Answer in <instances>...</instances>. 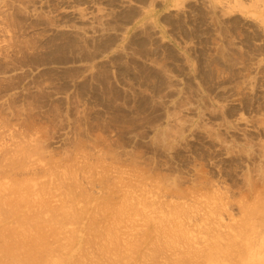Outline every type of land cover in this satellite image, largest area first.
I'll return each instance as SVG.
<instances>
[{"label":"rangeland","instance_id":"obj_1","mask_svg":"<svg viewBox=\"0 0 264 264\" xmlns=\"http://www.w3.org/2000/svg\"><path fill=\"white\" fill-rule=\"evenodd\" d=\"M23 148L35 173L0 176L1 195L18 180L40 194L77 179L87 196L46 264H106L152 231L140 250L161 264L178 204L194 234L188 217L217 223L209 210L222 199L224 224L241 223L247 206L264 210V0H0V158ZM103 207L119 214L101 222ZM0 218L9 239L12 222ZM256 227L253 245L264 243Z\"/></svg>","mask_w":264,"mask_h":264},{"label":"bare ground","instance_id":"obj_2","mask_svg":"<svg viewBox=\"0 0 264 264\" xmlns=\"http://www.w3.org/2000/svg\"><path fill=\"white\" fill-rule=\"evenodd\" d=\"M4 153L2 155H4ZM14 155H16V158L15 159H14V157H15L14 156L12 159L8 158L7 161L4 160L5 158H7L6 157V154L4 155L5 158H4V156L3 157L1 156L3 158V160L6 162V163H4V161L1 160V158H0V165L2 164L1 161H3V163H4L2 166H0V176L1 177H5L7 175H9L10 177H12L11 176L12 174L13 175H19V174L22 175L24 173L26 175L27 172H25V171L29 169L28 168L29 167V164H28L29 162L28 161L33 156L32 152L29 151V150H26L25 151V149L23 148L21 150H17L16 154H14ZM31 164H33L32 161H31ZM53 165H54V167H56L54 162H53ZM52 167L53 166L51 165L49 167V169L45 170L47 174L48 173L50 174V172L53 170ZM60 167L62 169V167H64V166H59L58 168H60ZM58 168H56V170ZM48 170H50V172H48ZM37 171H36V173H37ZM42 171H41V173H42ZM31 172H32V174L35 173V171H31ZM31 172H29V173L31 174ZM37 174L39 175L40 172L37 173ZM52 174L53 173H51L50 175H52ZM63 174H64V172H63ZM60 175H62V174H60ZM34 176L36 178V175H34ZM56 177H59V176L56 175ZM74 177H76V176H74ZM76 180H73V179L70 180V183H68V185H66L67 183L65 184L64 182H60V183H58V184L55 185L54 181H52L53 182L52 185H50V183L49 184H45L46 186L47 185L52 186V187H49L48 191L47 190H43V189H45L46 186L45 185L43 186V184H40V185L43 186L42 187V186L39 185L40 186L39 187V190L40 189L43 190V191H41L40 194L34 192V190L36 189V185H35L36 184V181H35V184H34L35 187H33L34 190L32 189V187H30L32 189L31 191L25 189V187H28L29 186V183H30V181H29L28 185L27 186L25 185V187H24L25 190L22 191L23 189L20 186H23L24 184L22 183L20 185V183L23 182V181H25V180H23V181L18 180L19 182L17 181L18 182L17 185H16V182L14 181L15 184H14V186H12L9 189V192L7 193V195L4 192H3V195L0 194V198L2 199V200L0 199V203H1L0 204V213H1V216L3 215L5 217V219L8 221V223L9 222H12V225H13V227H12L11 224H10V228L9 227L7 228L6 225L4 227L6 230L10 231L9 233H11V234H9V239H7V237L5 238V236H8V234H5L6 232L5 233H0L1 235L3 234V237L2 238L0 237V264H46V262H47V259L46 258L47 257H53V254L57 253V251L61 250V248H63L66 245V244L63 243V241L65 239L61 238L63 235L60 236V234H62V230L65 228V227H62V226L66 223V221L68 220V218H72V217L74 218L75 217L74 218V220H75L77 217L80 216L79 215L80 213L78 214V212H75L74 211V210H77V209H74V208L77 207L76 204L77 205L79 204L77 202H78V200H80L79 198L82 196V195H79V194H81V192H79V194H78V192L76 191L78 189L77 187L79 186L78 185L79 183L77 184L78 181L75 183ZM72 181H74V183H73L74 185L77 184L78 186L77 185L76 186H73ZM31 182L34 183L33 181H31ZM102 183H104V182H102ZM37 185H38V183H37ZM93 185L95 186L96 184H93ZM97 186H98V184H97ZM79 187H81V186H79ZM46 188H48V187H46ZM81 189L79 188L78 190L83 191V188H81ZM102 190H103V188H101V191ZM28 191H29V193H28ZM169 191H174V193H175V190H169ZM169 191H168V193H169ZM22 192H24L25 195ZM33 192L36 193V195H37L36 197H35V195L33 196V194H34ZM26 193H28L27 195H29V196H27ZM57 193H59V194H57ZM82 193L84 194L85 192H82ZM171 193L169 194L170 196H171ZM177 193H179V192H177ZM102 195L104 196L105 194H102ZM1 196H4V197H1ZM30 196H32V198L35 197V200L33 201V203H30L32 201V200H30L31 199ZM88 196H91L92 197V195H89V194H88ZM27 197H28V200H30V201L27 200ZM29 197H30V199H29ZM84 197L86 198L87 196H84L83 195V199H85ZM91 197H90V199H91ZM98 197H97V199H98ZM176 197H179V196L176 195ZM102 198H106L105 199L106 201L103 199L106 202V204H104L105 205V208H107L108 206L110 207V205H109L110 203L107 205V203L109 202V199L107 200V197H105V196L102 197ZM76 199H77V201H76ZM81 199H82V197H81ZM97 199H95V200H97ZM99 199H98L97 202H93V203L94 204L95 203L98 204ZM87 200H86L85 203L86 204L87 203L90 204L89 203V200H88V202H87ZM83 201H85V200H83ZM92 201H90V202H92ZM55 202H57V203L55 204ZM29 203L31 205H29ZM127 204H128V202H127ZM129 204H130V202H129ZM156 204H157V202H156ZM106 205H107V207H106ZM111 205H114V204L112 203ZM228 205H229V203L226 202V201H224L222 199L219 202V204L215 206V208H212L213 209L212 211H211V209L209 210V214L211 213L216 220L218 219L217 223H214L215 220L213 221V225L210 224V223H212L211 222L212 221V217H211L210 223L207 222L208 220H203V218L208 217V215H207L208 213L205 214V217H204V214H203V216L201 215L203 218L200 221H202V222H200L198 219L194 218V215H192L193 218L192 217H188V219L190 221V222H188V224L190 223L189 224L190 225V228L193 226V229H194L195 226L196 227L197 226H201V227H199V230L197 232L195 231L196 234H194L193 232H190L188 230L189 227L187 228L185 226V224H184L185 222L183 220L187 216L184 219H182L183 216H185L184 214L186 213L183 210V209L186 208V206H184L185 208H183L182 205L180 206V204H178V207L176 206L177 208L175 207L174 208V211H172V212H175L176 211L175 213H177L176 215H177V219L178 220L175 221L176 220L175 219L174 222L173 221L170 222V225H169L168 230L165 229V230H167V250H166L167 251V255H166L167 257L164 259V257H163L164 254L162 255L163 259H162L161 264H264V250H263V244L264 243L262 242L259 245H256L257 243H254L255 245H253V240L255 239V236L254 235L257 232L256 231V229H257L256 224H259V226H261V227H263V225H264V210L261 209L263 207L262 206H260V207L259 206H256V207L253 206L254 208H248V206H247V208H245V210H246V218L241 223H239V224H236V225H228V224H224L221 221V218H222L221 215L226 210V208L228 207ZM86 206L87 205H85L84 207L86 208ZM95 206H96V204H95ZM92 207H94V206H92ZM119 207H122V206H119ZM119 207L118 208L115 207V208L116 209H119ZM125 207H124V209H125ZM179 207H182L183 208L182 209L183 212H182V210ZM78 208H80V206ZM105 208H104V210L107 212V215H105L106 212L103 214V212H104V210H103L102 211V216L104 218L101 216L102 217V219H101L102 221L101 220H98V219L97 220L91 219V220H93L94 222L95 221L105 222L107 220V218L110 219V215H111V220H114L112 218V216H113L112 215L113 214L112 211L114 210V208L110 211V215H108V212L109 211L107 209H105ZM92 209H90V210L93 211L94 209H97V208L95 207L93 210ZM159 210H160V208H159ZM172 210H173V207H172ZM83 211H86V209H84ZM99 211H100V209L96 213H99ZM116 211L114 210V213ZM122 211H125V210H122ZM86 212L83 213V214L86 215ZM94 212L95 211H93L92 214H94ZM122 213H124V212H122ZM129 213H130V211H129ZM118 214H119V212H118ZM172 214H174V213H172ZM116 215H115V217H116ZM124 215H125V213H124ZM124 215H122V216H124ZM176 215H174L175 218H176ZM117 216L120 217V215H117ZM151 216H152V214H151ZM164 216L166 218V215H164ZM181 216H182V218H181ZM188 216H190V214ZM201 216H199V218H201ZM195 217H197V216H195ZM117 218H115V219H117ZM207 219L210 220V217L207 218ZM152 220H153V218H152ZM158 220L160 221V219H158ZM166 220H167V218H166ZM118 221H121L120 218H119ZM162 221L163 220H161V223H164L165 222V221L164 222H162ZM1 222H2V226H3L4 223H3V221H1ZM77 222H78V220H77ZM115 222H116V220H115ZM156 222H155V225H156ZM8 223H6V224L8 225ZM13 223H16L17 226L14 227V224ZM90 223H92V222H90ZM90 223L87 222L85 224H88V226H90L89 225ZM159 223L160 222H158V225H159ZM171 223H173V225H171ZM202 223H205V224L202 225ZM72 224H74V223H72ZM97 225H100V224L97 223ZM97 225H95V226H97ZM72 226H74V225H72ZM92 226H93V224H92ZM87 227H86V229H87ZM94 227L93 228H90V229H92V230L98 229V228H96V227L94 228ZM100 227L102 228V225H100ZM4 228H2V229H4ZM76 228H78V227H76ZM106 228H105V230H107ZM148 228H149V226H148ZM162 228L161 229H158V230L160 231V230H162ZM82 229H83V227H82ZM110 229H112V228H110ZM105 230H104V233H105ZM101 231H102V229H101ZM93 232H95V231H93ZM110 232H112V231H110ZM146 232L148 233V231H146ZM150 232H151V230H150ZM152 232H151V235H149L150 237L152 236L153 233H156V231L153 232V233ZM69 233H72V232H69ZM76 233L78 234L79 232H76ZM86 233H88V232L86 231ZM92 233L89 232L88 234L92 235ZM117 233H115V234L113 233V234L116 235ZM12 234L14 235V237L11 236ZM143 234H145V233L143 232ZM106 235H108V234H106ZM144 236H146L150 240V237H148V234H145ZM256 236H258V235L256 234ZM68 237H70V236H68ZM90 237H92V236H90ZM90 237H89V240H91ZM117 237H118V234H117ZM153 237H154V235H153ZM73 238H74V241H75V239L77 238V236L75 237V235H74ZM73 238H72V240H73ZM143 238L144 237H142L141 241H139L138 244H133L132 242H128V244L126 243L127 245H125V247H124L126 249H122L123 247H121V249H122L123 252L121 250H119V249H118L119 250L118 251L119 253L118 252L115 253L113 251L114 254L116 255V256H114V257H116L115 260L114 261H110L109 260L107 263L106 262H104V263H106V264H130V263H134V260H132V259L133 258L136 259L135 257L138 256V258L135 260V264H136V262H138L137 264H140L139 263V260L140 259H144L146 262H148L147 264H152L149 261L154 262L153 264H159V262H160L159 260L161 259L160 253H158L159 254L158 255L157 252L153 251V253H150L149 252V254L147 253V255H145V254L143 255V252L144 251L141 252V250H142L141 247L143 248L142 245H144L145 243L148 242V241L145 242L147 240V238H145V239H143ZM67 239H69V238H67ZM157 239H159V238H157ZM157 239H154V241H157ZM100 240L103 241L102 239H100ZM109 240L110 239L108 238V241ZM114 240H116V239H114ZM84 241H86V240L84 239ZM89 242L91 243L92 241H89ZM85 243H87V242H85ZM82 244L84 245L83 240H82ZM102 244H104V243H102ZM113 244L114 243H112L111 245H113ZM105 247H101V249L99 248L100 249L99 250V254L100 255H106V257L108 258V256H110V255L108 254V256H107V253H110V251H109L110 249L107 250V248H105ZM96 248H97V245H96ZM259 248H262V250H260ZM87 250H88V248H87ZM62 251H65V250H62ZM163 251H165V250L163 249ZM87 253H90V251L87 252ZM92 253H94V252H92ZM121 253H123V254H121ZM141 253H142V255L140 256L139 254H141ZM164 253H166V252H164ZM114 254H112V255H114ZM86 255H85V257H86ZM57 256H59V255H57ZM132 256H134V257H132ZM61 257L62 256H60V259L57 258V261H55L56 260L55 257H54L55 260H53V258H52L51 261L49 260V264H57L60 260L62 262L63 257H62V259H61ZM130 257H132V258H130ZM157 257L159 258L158 260H157ZM90 258H91V256H90ZM127 258H128V260H127ZM130 259H131V262H130ZM126 260L129 261V262L127 263ZM141 261H143V260H141ZM61 262H59V263H61ZM80 262H79V264H80ZM75 264H77V263H75ZM141 264H145V263L142 262Z\"/></svg>","mask_w":264,"mask_h":264}]
</instances>
